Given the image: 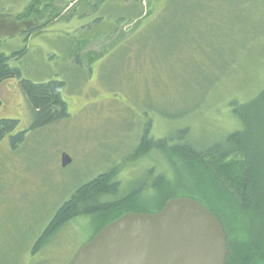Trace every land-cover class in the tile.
<instances>
[{"label":"rangeland","instance_id":"rangeland-1","mask_svg":"<svg viewBox=\"0 0 264 264\" xmlns=\"http://www.w3.org/2000/svg\"><path fill=\"white\" fill-rule=\"evenodd\" d=\"M68 1L56 0L64 15L38 34L0 28V53L23 50L9 61L21 78L66 82L69 112L32 130L20 79L0 84V118L19 120L13 134L28 129L15 147L8 136L0 141V264H68L92 232L86 221L69 223L38 251L34 243L62 199L104 170L119 167L120 194L161 170L174 188L194 184L197 174L177 157H136L144 129L164 138L187 126L206 146L241 128L234 106L264 88V0H160L120 45L116 36L131 28L114 30L116 19L130 17L125 0H84L67 10ZM28 2L0 0V21ZM63 153L72 158L66 167Z\"/></svg>","mask_w":264,"mask_h":264},{"label":"trees","instance_id":"trees-1","mask_svg":"<svg viewBox=\"0 0 264 264\" xmlns=\"http://www.w3.org/2000/svg\"><path fill=\"white\" fill-rule=\"evenodd\" d=\"M82 1L84 0L68 1L70 7L67 10ZM127 1L124 3L130 7V17L116 19L114 30L127 25H131V28L116 36V45H120L142 21L152 19L154 15L151 14L160 2ZM55 2L56 0H29L23 11L11 14L10 20L6 22H0V28L4 26L9 30L19 31L25 25L29 29L23 32L31 35L37 28L31 24L45 17L51 7L52 20L64 15L62 7L55 6ZM22 53L23 51L10 55L0 53V84L8 79H20L19 87L33 113L30 129L36 130L66 118L69 115L68 102L63 95L66 82L57 78L43 82L21 78V69L11 66L9 61ZM100 54L91 55V61ZM1 102L0 98V107ZM233 112L240 121L241 128L206 146H200L190 138L187 126L176 129L173 135L155 138L149 133L150 127L147 125L139 137L136 157L150 156L153 151L177 157L197 174L194 184L188 183L185 189L174 188L175 183L165 170L156 173L152 169L155 174L150 172L148 182L138 181L141 186L137 190L120 194L119 167L104 170L77 186L70 192V197L62 199L34 243V251L40 250L73 220H84L93 228L86 241L88 242L105 225L126 212L154 213L160 211L170 198L188 197L202 202L221 220L229 249L226 264H264V88L248 101L236 104ZM18 124V119L0 118V141L8 136L12 147L23 143L25 130L13 134ZM148 185L155 191V197L151 199L145 198L141 192L142 186Z\"/></svg>","mask_w":264,"mask_h":264},{"label":"water","instance_id":"water-1","mask_svg":"<svg viewBox=\"0 0 264 264\" xmlns=\"http://www.w3.org/2000/svg\"><path fill=\"white\" fill-rule=\"evenodd\" d=\"M71 162L63 153L62 167ZM228 253L221 220L196 199L173 197L158 212L108 223L68 264H226Z\"/></svg>","mask_w":264,"mask_h":264},{"label":"flooded vegetation","instance_id":"flooded-vegetation-1","mask_svg":"<svg viewBox=\"0 0 264 264\" xmlns=\"http://www.w3.org/2000/svg\"><path fill=\"white\" fill-rule=\"evenodd\" d=\"M54 4L56 6L57 5V2H55ZM59 7H61V6H59ZM51 11H52V7L48 10V12H46L47 15L45 14V17H43L42 19L38 20L37 23L36 22L35 23L33 22L34 24H31L33 27H37V28L35 29L34 33H32L31 35H28V36H32V35H35V34H38V33L42 32V30L45 29V28H47V26H49L50 24L56 22L57 20H59L61 18V15H60V17H57V18H55V20H52V18H51V15H52ZM34 21H36V19H34ZM0 22L3 23V22H6V20L5 21L2 20ZM2 23H1V25H2ZM28 27L29 26H27V28L24 27V28L20 29L21 31L19 30V32L27 31L29 29ZM25 33L27 34V32H25ZM21 51H23V50H21ZM16 52H19V50L12 51V53H16ZM12 53H10V54H12ZM26 130H28V129H26ZM75 221H77V223L80 225L81 220H73L72 222H75Z\"/></svg>","mask_w":264,"mask_h":264},{"label":"bare ground","instance_id":"bare-ground-1","mask_svg":"<svg viewBox=\"0 0 264 264\" xmlns=\"http://www.w3.org/2000/svg\"><path fill=\"white\" fill-rule=\"evenodd\" d=\"M47 15V14H46ZM33 27V26H32ZM65 34V33H64ZM5 76V75H4Z\"/></svg>","mask_w":264,"mask_h":264}]
</instances>
